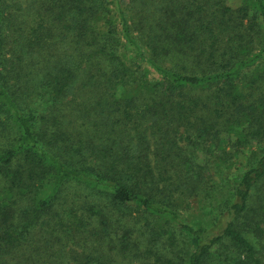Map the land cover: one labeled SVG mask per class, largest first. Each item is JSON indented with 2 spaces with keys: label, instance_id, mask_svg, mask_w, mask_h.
<instances>
[{
  "label": "trees",
  "instance_id": "1",
  "mask_svg": "<svg viewBox=\"0 0 264 264\" xmlns=\"http://www.w3.org/2000/svg\"><path fill=\"white\" fill-rule=\"evenodd\" d=\"M0 264H264V0H0Z\"/></svg>",
  "mask_w": 264,
  "mask_h": 264
},
{
  "label": "rangeland",
  "instance_id": "2",
  "mask_svg": "<svg viewBox=\"0 0 264 264\" xmlns=\"http://www.w3.org/2000/svg\"><path fill=\"white\" fill-rule=\"evenodd\" d=\"M251 148H252V146H251ZM218 160H219V158H218ZM203 201V200H202Z\"/></svg>",
  "mask_w": 264,
  "mask_h": 264
}]
</instances>
